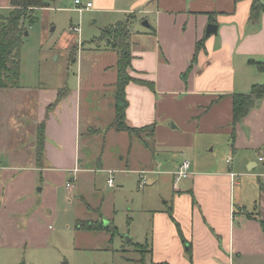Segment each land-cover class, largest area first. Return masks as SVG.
<instances>
[{
	"label": "crops",
	"instance_id": "obj_1",
	"mask_svg": "<svg viewBox=\"0 0 264 264\" xmlns=\"http://www.w3.org/2000/svg\"><path fill=\"white\" fill-rule=\"evenodd\" d=\"M94 1L97 6L107 4L112 13H133L129 72L151 81L153 88L132 81L127 84L125 121L132 127L154 123V152L137 137L108 129L114 118L112 86L117 54L100 50L110 51L115 60L104 68L112 77L100 84L108 94L99 98L97 107L82 106L81 84L66 86L48 118L41 120L45 123L40 158L35 152L36 126L29 143L32 148H22L18 153L10 150L0 161V238L16 241L23 236L29 228L19 230L15 221L26 212L42 217L49 208L47 214H53L56 208L50 203V186L51 182L63 181L62 176L70 179V186L69 180L65 182L67 188L75 185L82 190L86 179L93 182L91 172L97 169L106 172L108 178V170H115L107 168L108 161L121 167L131 164V168L119 169L126 172L141 169L132 166L137 155L145 165L163 155L167 162L163 169L143 168L149 174L164 175L168 183L161 191L160 204L142 211L147 216L144 242L149 244L148 261L264 264V162L258 160L264 156V96L236 124L234 136L231 125V94L247 93L253 84L264 80L253 63L264 59V12L250 18L252 0ZM9 7L8 0H0V9ZM139 16L146 26L143 29L137 25ZM210 23L216 24L217 30L207 35ZM56 96L49 99L50 103ZM48 110L43 109L44 113ZM91 127L93 133H89ZM10 130L15 131V124ZM97 141L103 147L119 143V154L112 153L105 163L104 148L98 155L90 153V145ZM202 142L211 144V149L219 145L222 155L215 161L196 156L197 145ZM184 158L190 161V174L176 181L174 171ZM15 177H21L24 184L21 194L15 195ZM87 208L96 217L85 219L101 218L99 207Z\"/></svg>",
	"mask_w": 264,
	"mask_h": 264
},
{
	"label": "rangeland",
	"instance_id": "obj_2",
	"mask_svg": "<svg viewBox=\"0 0 264 264\" xmlns=\"http://www.w3.org/2000/svg\"><path fill=\"white\" fill-rule=\"evenodd\" d=\"M80 1L83 4L89 1L91 6L79 10L74 0H53L49 7L37 9L34 23L25 22L27 33L24 31L20 48L19 87L0 88V161L5 160L10 150L18 153L30 146L34 138L33 128L38 126V122L45 123L41 120L48 118L51 109L46 113L43 109L47 110L49 99L56 96L60 89L81 84V104L85 108L97 107L99 98L104 93L108 94L99 86L111 79L112 72L104 68L115 59L110 51L96 50L99 44L97 38L105 27L124 19L126 15L109 12L107 4L97 6L94 0ZM8 12L9 9H0L3 16ZM138 18L137 25L143 29L146 26H143L141 17ZM13 124L15 131L10 130ZM94 131V127L89 129V133ZM83 145L81 143V154L85 153ZM101 145L99 141L90 145V153L98 155L104 148L105 163L112 153L120 152L117 142L112 146ZM211 148V144L207 146L202 142L200 147L197 145L195 155L207 156L215 161L223 150L219 145ZM165 159V156L157 155L151 165H145L137 155L136 164L132 166L141 169L126 172L119 169L131 168V164L121 167L107 160V168L116 170H113L114 187L107 185V173L99 169L91 172L93 184L86 179L82 190L75 185L72 189L67 188L65 182L69 180L67 182L70 183V179L66 175L62 176L63 181L51 182L53 193L50 203L56 208L54 213L47 214L48 208L42 217H32L29 211L15 221V228L29 229L16 241L0 238V264H140L138 259L141 257L148 261L146 247L137 246V243H144L147 228V216L142 211L160 204L161 191L168 187V183L164 175L149 174L143 168L158 166L163 169L162 165H167ZM23 162L27 164V161ZM137 171H147L148 180L143 188L138 185ZM38 182L40 187V177ZM23 187L21 177H15V195L21 194ZM39 199L43 200L44 206V197ZM89 205L99 207L100 219H85L96 217L87 208ZM77 218L101 220L105 226L112 222L118 234L110 238L105 229L81 230L76 225Z\"/></svg>",
	"mask_w": 264,
	"mask_h": 264
},
{
	"label": "trees",
	"instance_id": "obj_3",
	"mask_svg": "<svg viewBox=\"0 0 264 264\" xmlns=\"http://www.w3.org/2000/svg\"><path fill=\"white\" fill-rule=\"evenodd\" d=\"M9 12L6 16L0 13V88H18L20 77V48L22 45V36L25 31L24 24L35 22V13L37 9L49 7L53 0H8ZM261 12H264V4L260 0H252L250 8V18H256ZM133 13L126 14L122 20L116 21L105 27L101 31V35L97 38L96 49L112 50L117 54L115 63L116 80L113 83L112 97L114 118L108 127L116 131H125L129 136H135L139 141L151 152H154L153 134L154 123L141 127L129 126L125 121L126 107L128 105L126 97V86L129 82H136L153 88V84L149 80L135 78L129 72L132 60V40H131V23ZM200 41L197 43V46ZM195 57V56H194ZM72 58V57H71ZM257 69L264 74V59L253 61ZM66 92V88L57 92L55 101L49 103L47 110L60 100ZM264 96V80L262 83H255L247 93L235 92L232 97V136H234V128L240 120L246 116L249 111L255 107ZM145 134V135H144ZM147 138H146V137ZM44 141V123H39L36 134V156L38 159L43 154ZM171 216V215H170ZM263 229L264 223L261 222ZM78 228L86 231L106 230L110 234V238L117 235L116 226L110 222L103 225L101 221L94 220H77ZM185 241V239H182ZM186 243V242H185ZM144 245L147 252L149 244L137 243V246ZM187 251L190 254V244L187 242ZM138 262L140 264H165L156 263L151 260L146 261L141 257Z\"/></svg>",
	"mask_w": 264,
	"mask_h": 264
},
{
	"label": "built area",
	"instance_id": "obj_4",
	"mask_svg": "<svg viewBox=\"0 0 264 264\" xmlns=\"http://www.w3.org/2000/svg\"><path fill=\"white\" fill-rule=\"evenodd\" d=\"M74 4L75 6L81 10L82 8H87L91 6V2H86L85 4H83L80 0H74ZM75 29H78L77 27H75ZM259 161H263L264 162V156L260 155L258 157ZM77 169H74V171H76ZM147 171H138L139 174V180H138V185L140 188H143L146 185V174ZM114 171L113 170H108V178H107V185L109 187L114 186V175H113ZM175 174V180L178 181L181 178H186L189 176L190 174V161L187 158H184L181 160L180 164L178 165V167L175 169L174 171ZM232 175L234 176V174L232 173ZM67 186H70V183H67Z\"/></svg>",
	"mask_w": 264,
	"mask_h": 264
},
{
	"label": "water",
	"instance_id": "obj_5",
	"mask_svg": "<svg viewBox=\"0 0 264 264\" xmlns=\"http://www.w3.org/2000/svg\"><path fill=\"white\" fill-rule=\"evenodd\" d=\"M144 24L147 25L148 24L147 21H144ZM216 30H217V25L214 24V23H210V24L207 25L206 34L209 35V34L215 33ZM26 33L27 32L25 31V34Z\"/></svg>",
	"mask_w": 264,
	"mask_h": 264
}]
</instances>
